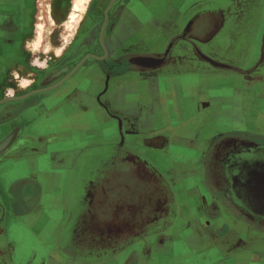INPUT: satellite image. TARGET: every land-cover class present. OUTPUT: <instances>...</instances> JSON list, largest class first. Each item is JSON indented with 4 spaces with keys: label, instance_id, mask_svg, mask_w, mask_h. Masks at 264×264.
<instances>
[{
    "label": "crops",
    "instance_id": "0c3cea01",
    "mask_svg": "<svg viewBox=\"0 0 264 264\" xmlns=\"http://www.w3.org/2000/svg\"><path fill=\"white\" fill-rule=\"evenodd\" d=\"M123 3L130 66L0 103V264H264V162L231 149H264V0ZM28 5L0 0V100L38 89Z\"/></svg>",
    "mask_w": 264,
    "mask_h": 264
},
{
    "label": "rangeland",
    "instance_id": "374dc122",
    "mask_svg": "<svg viewBox=\"0 0 264 264\" xmlns=\"http://www.w3.org/2000/svg\"><path fill=\"white\" fill-rule=\"evenodd\" d=\"M26 0H24L25 2ZM28 1V0H27ZM74 0H29L30 12L26 18L27 28L25 29L24 42H22L24 51L30 54L32 66L36 69H48L46 61H49L50 68H59L68 65L71 71L84 60L87 61L91 55H104L105 48L101 43V35L105 32L106 13L113 5L117 6L118 0H89L86 3V9L77 16V21L71 22L72 26L66 23L68 13ZM43 24L42 41L39 48L34 49L33 38L38 36V25ZM16 28V27H14ZM17 29V28H16ZM264 26L256 38L257 49L263 47ZM92 40V41H91ZM51 45L50 51L47 45ZM57 48L60 49L57 52ZM83 65V64H82ZM48 88V87H40ZM39 93V92H38ZM224 92L221 91L220 94ZM215 95H217L215 93ZM223 131H231L233 126L230 121H223L219 124ZM62 145H59L61 147ZM258 192L256 211L258 216L264 217V183L249 188L246 193L250 199ZM244 194V197L247 198ZM248 199V198H247Z\"/></svg>",
    "mask_w": 264,
    "mask_h": 264
},
{
    "label": "flooded vegetation",
    "instance_id": "af4514ba",
    "mask_svg": "<svg viewBox=\"0 0 264 264\" xmlns=\"http://www.w3.org/2000/svg\"><path fill=\"white\" fill-rule=\"evenodd\" d=\"M124 0H118L117 6L113 5V7L109 11V20L107 18L106 24H105V32L103 33V42L101 41L102 45L105 48V54L104 55H99V57H104V61H102L98 58H90L85 63H83L82 66H96L99 67V69L103 70V73L107 72L108 70H112L116 68L117 70H122L128 66H130V56L128 55H117V56H111V59H108V41H109V35L110 32L113 30L115 26V22L117 18L120 15L122 6L124 5ZM101 39V37H100ZM92 41V40H91ZM122 48V47H121ZM142 53H136L132 57L134 59L133 65L139 66L140 62L139 60L141 59ZM31 62V57L30 54H27L26 52H23L21 56L19 57L18 63L15 65L18 67L19 74L16 76L19 78V81H21L24 76L29 77V81L31 84L29 86H36V88L39 87H48V90H45L41 93L47 94L50 93L51 91L55 90L58 86H75L74 83H70L71 78L73 76H76V72L72 75L74 71H71L70 68H68V65L61 66L59 68H50L49 61L47 60L46 66H48V69H36L32 66ZM142 64V63H141ZM72 76V77H71ZM26 80V79H25ZM103 86L106 84V75L105 78L103 79ZM76 86H80L79 84ZM238 143V147L234 148L231 147V149L234 151V153L246 157L245 159L250 161V160H255L258 158L259 163L264 162V149L258 148L255 150H251V148L247 145V143ZM236 149V150H235ZM244 159V160H245ZM244 163V161H243ZM244 165V164H243ZM245 166V165H244Z\"/></svg>",
    "mask_w": 264,
    "mask_h": 264
},
{
    "label": "bare ground",
    "instance_id": "6f19581e",
    "mask_svg": "<svg viewBox=\"0 0 264 264\" xmlns=\"http://www.w3.org/2000/svg\"><path fill=\"white\" fill-rule=\"evenodd\" d=\"M89 0H74L73 1V4L70 8V11L68 13V21L66 22L68 24V26H72V23L71 22H74V21H77V16L79 14L82 13L83 15V12L85 11L86 9V3L88 2ZM42 31H43V24H39L38 25V36H35L34 37V49H37L40 47L41 45V41H42ZM47 50L50 51L51 49V45L48 44L47 45ZM60 49L57 48V52H59ZM23 83H25V81H23Z\"/></svg>",
    "mask_w": 264,
    "mask_h": 264
},
{
    "label": "water",
    "instance_id": "95a60500",
    "mask_svg": "<svg viewBox=\"0 0 264 264\" xmlns=\"http://www.w3.org/2000/svg\"><path fill=\"white\" fill-rule=\"evenodd\" d=\"M107 15H106V21H107V18H108V11H107V13H106ZM101 41L103 42V33H102V35H101ZM90 55H87L77 66H76V68L74 69V71L75 70H77L82 64H83V62H84V60L86 59V58H88ZM92 57H95V58H98V59H100V58H104V57H99V56H96V55H91ZM49 88H38V89H35V90H33V91H31L30 93H28V94H26V95H24V96H14V97H6V98H4V99H2V100H0V103H2V102H5V101H9V100H14V99H19V98H23V97H25V96H30V95H32V94H35V93H38V92H43V91H45V90H48ZM8 142H9V139L8 140H5L2 144H0V148H4L7 144H8Z\"/></svg>",
    "mask_w": 264,
    "mask_h": 264
}]
</instances>
